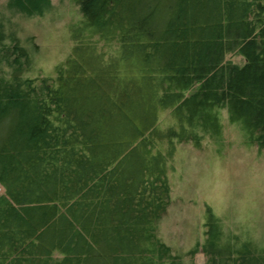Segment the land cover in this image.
I'll use <instances>...</instances> for the list:
<instances>
[{
    "label": "trees",
    "instance_id": "16d2710c",
    "mask_svg": "<svg viewBox=\"0 0 264 264\" xmlns=\"http://www.w3.org/2000/svg\"><path fill=\"white\" fill-rule=\"evenodd\" d=\"M76 2L54 77L25 76V49L0 46V264H181L158 235L172 154L159 145H199L227 108L264 147V0ZM163 109L177 130L155 125ZM202 249V264H264L250 247Z\"/></svg>",
    "mask_w": 264,
    "mask_h": 264
},
{
    "label": "rangeland",
    "instance_id": "374dc122",
    "mask_svg": "<svg viewBox=\"0 0 264 264\" xmlns=\"http://www.w3.org/2000/svg\"><path fill=\"white\" fill-rule=\"evenodd\" d=\"M0 0V46L16 40L29 56V78L55 75L57 65L72 52L71 29L82 22L76 0ZM236 65L244 59L226 56ZM8 71L0 66V75ZM206 128L198 129L199 145L191 138L161 140L172 154L167 164L171 201L158 222V235L180 256L181 264L208 259L203 245H214L236 256L250 247L264 252V147H259L243 122L220 108ZM156 126L178 129L171 111H158ZM0 194L3 189L0 186ZM198 245L196 253L191 251ZM54 256H57L56 253Z\"/></svg>",
    "mask_w": 264,
    "mask_h": 264
}]
</instances>
